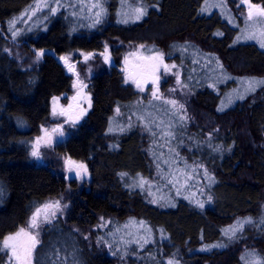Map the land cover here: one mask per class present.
<instances>
[{
    "label": "trees",
    "instance_id": "16d2710c",
    "mask_svg": "<svg viewBox=\"0 0 264 264\" xmlns=\"http://www.w3.org/2000/svg\"><path fill=\"white\" fill-rule=\"evenodd\" d=\"M40 1L38 23L20 26L15 38L26 50L52 54L23 69L5 51L19 28L9 21ZM81 2L0 0V242L46 198L78 188L75 180L28 158L34 135L48 120L50 98L70 85L57 57L97 52L105 44L119 54V42L134 41L144 44V54L166 52L181 69L190 103L209 119L184 120L158 100H137L118 65L93 76L92 109L58 148L85 162L91 181L76 191L67 216L45 227L33 264H121L119 256L133 264L141 255L142 264H167L173 257L179 264L264 261V48L243 37L235 2L228 11L218 0H104L107 14L95 27L94 12L81 11ZM141 6L147 15L135 20ZM191 167L208 174L199 182ZM141 177L143 190L133 187ZM249 217L253 223L236 238L222 232ZM217 244L225 246L200 251ZM0 264H8L4 251Z\"/></svg>",
    "mask_w": 264,
    "mask_h": 264
},
{
    "label": "rangeland",
    "instance_id": "374dc122",
    "mask_svg": "<svg viewBox=\"0 0 264 264\" xmlns=\"http://www.w3.org/2000/svg\"><path fill=\"white\" fill-rule=\"evenodd\" d=\"M218 1L223 2L222 4L226 8L225 10H228V11L231 9L230 2L234 1L235 8L237 9V15L240 16L243 21V28L241 30L242 35L245 34V36L243 35V37H247V39L248 37H252V38H249L248 40L250 41L256 40L259 44L264 42V16L253 15L251 18H249V15H248L249 5H242L241 4L242 0H218ZM249 1L252 4H258L264 7L262 2L260 1H254V0H249ZM41 4H42V1H40V4L36 3L32 8L27 9L24 12H22L20 15L14 17L16 19V24L14 25L13 28L19 26V28L17 29V31H19L20 26H22V28L26 30V29H31V26L33 27L35 24H37L39 21L38 19L42 17V15L40 16V14L43 11L39 10L40 6L42 7ZM239 7H242V8H239ZM31 16L33 18L32 23H30ZM106 45H107V53L108 55H110L108 56L109 57L108 62H105V59H104ZM117 45L120 48L119 54H115L112 50V47H110L108 44H105L104 47L97 52L72 50L70 52L60 54V56H67L68 57L67 62L69 63V65H72L74 67V71H69V70L67 71L71 78L70 85L67 91H64L57 95H53L50 98L48 120L43 125H41L39 133L34 135L30 150L28 152L29 160L34 162L36 165L48 166L51 168L52 171H54L57 174H61L67 180H71L68 178L69 176H71L72 180H75L76 183L78 184L77 190L82 189V187L84 188L89 187V184L91 181V175H90L89 169H88L87 176L83 177V179L76 178L75 169L71 173H69L65 165L67 155L64 152H61L58 148L71 135L77 133L79 125H81L85 121L86 117L88 116L89 112L92 109V92L90 89L91 79L93 78V76L99 74L100 72L110 71L111 68L113 67L111 65L112 63H114V65H118L123 68L126 61L129 60L134 64H140L143 67H147L150 69L152 79L149 81H147L146 79H143L142 83H139L140 87L137 86L136 79L131 78V76H129L127 73H125L122 70V82L123 84H126V85L129 84L132 86V88L138 94L137 100H140L142 97H147V100H152V99L158 100L159 102L167 104L172 111H176V113L179 115V118H182L184 120H187V118L194 119L197 115H199L200 117H204L205 122H207L209 119L208 117H205V114H203L202 112L200 113L199 110L193 107L192 104L190 103V93L182 83L181 69L179 66L176 65V63H174L173 61L167 58L166 52L164 50L160 49L156 51L155 53L147 55V54H144L143 52L144 46L141 47V45H144V44L135 43L134 41H127L125 43L119 42ZM5 51L23 69H31L32 67H34L35 65L41 62V58L38 61L36 59V52H37L36 50L24 49L21 46V40H18V38H15L13 36L10 38H7V44L5 47ZM88 53H92L93 55L89 57L87 60H85V56ZM159 55H163L162 64L157 59ZM164 64L169 66V69H170L169 71H166L164 69L163 67ZM157 65H159V67H157ZM157 77H159L158 80H157ZM177 77H179V83L177 81ZM77 83L80 85H84L86 87V90H85L83 99L81 100L79 105L76 107V109H74L73 111H68V109H70L72 106V96L76 93L77 89L79 88ZM245 83L248 84L249 82H247L246 80ZM74 84L76 85V87H73ZM171 89H175V91H171ZM154 92H156L157 96L160 97L159 99H157L153 95ZM54 97H57L59 99L54 101L53 100ZM89 99L91 101V106H89ZM172 100L177 101V103L173 105L167 102V101H172ZM181 105L183 107H181ZM53 107H55L56 112L58 113V115L56 116H53L52 114ZM82 109H87V111L73 125L71 120L74 119L76 116H78ZM62 111L64 112V115H59V113ZM120 114L121 112L117 111L116 109L115 115L119 116ZM127 120L131 121V117L128 116ZM56 123H58L63 128L62 131L53 132V129H56L55 127H53V125H55ZM61 132H62V135H61ZM38 137H42L43 139H41L40 141L41 155L39 158H36L31 155V152L33 149V144L36 142ZM49 139L51 140V143L45 146V142L48 141ZM166 140H168V142L170 143L169 136H167ZM170 149H174V148L170 147ZM71 160L76 161L77 163H83L86 165V163L81 160H77V159L74 160L72 158ZM193 167L190 168V171L194 172V175L198 177V180L200 182L202 179L201 176H206L208 174L207 170L205 168H200V167H196L193 169ZM190 174H192V172H190ZM77 190H71L69 188H66L64 192L60 193L59 195L53 196V197H48L42 203L48 200L60 199L62 204H67L68 207L63 210V214H59L56 218L58 219L61 217L64 219L67 216L68 211L72 208V205L74 204L73 199L75 197ZM153 198L154 196H152V199ZM33 211L29 214L24 225L18 227L14 232L9 233L7 235L16 233L21 227L26 228L28 221H29V217L32 215ZM47 226L49 225H45L40 230V236H39L40 240H41V234L45 230V227ZM74 227H75L74 229L80 235H82L84 239L88 237L87 233L84 230L79 229L76 226ZM109 247L110 246L108 245V248ZM251 247L253 246H250L251 251H257L254 247L253 248ZM118 249L119 248L117 246L115 250H118ZM4 252L8 258V264H10L9 257L11 255V251L7 250ZM123 258L124 256H119V259H120L119 263L127 264L123 260ZM142 261H143V256L141 255V256H136V258H134L131 262L133 264H142ZM255 261H259V259L253 258V262ZM217 262H218V259L214 261V264H218ZM11 264H16V262L13 260L11 261ZM32 264H33V259H32Z\"/></svg>",
    "mask_w": 264,
    "mask_h": 264
},
{
    "label": "snow or ice",
    "instance_id": "6c2138e0",
    "mask_svg": "<svg viewBox=\"0 0 264 264\" xmlns=\"http://www.w3.org/2000/svg\"><path fill=\"white\" fill-rule=\"evenodd\" d=\"M244 3H249V18H251L253 15H258V16H264V7L258 4H251L249 0H242ZM104 0H82L80 4L81 11H83L85 8L87 9L88 12L92 13L94 12V22L90 27H95L97 24H100L103 21L104 16L107 14L106 10L103 7ZM44 7H48L47 4L44 5ZM96 9H99V11H96ZM58 11V8H52L51 12L52 14H56ZM201 11H204V9H201ZM147 15V8L144 6L138 7L135 10V20H140L144 16ZM122 23H128V19H124L120 21ZM16 24V19L13 18L11 21H9V27L12 28ZM13 37H16L18 35V31H13L12 32ZM252 38V37H248ZM143 47V45H141ZM261 47L264 48V42L261 43ZM45 50L41 49L36 52V59L37 61L42 57L44 54ZM105 52H107V45L105 46ZM93 54L88 53L85 56V60H87L89 57H91ZM61 60L65 61L67 63L68 57L67 56H61ZM105 62H108L109 57L105 55L104 57ZM157 59L160 61V63H163V55H159ZM159 67V65H157ZM164 69L166 71H169V66L164 64L163 65ZM174 67V66H173ZM69 71H74V67L72 65H68ZM159 77H157V80ZM177 81L179 83V77H177ZM250 86L248 91L249 92H254L255 88L251 86V81L249 82ZM259 84H264V80L259 81ZM137 86L140 87L139 82H137ZM73 87H76L74 84ZM83 87V86H81ZM143 90V89H141ZM171 91H175V89H171ZM153 95L159 99L160 97L157 96L156 92L153 93ZM59 98L54 97L53 100H57ZM238 99H244V95H240ZM168 103H171L175 105L177 101L172 100V101H167ZM151 103V102H150ZM89 106H91V101L89 99ZM181 107H183L181 105ZM219 111H222L223 109H218ZM87 109H82L80 114L76 116L74 119L71 120L72 124L74 125L77 120L80 119L81 116L85 114ZM119 111V109H117ZM53 116L58 115L56 112L55 107H53ZM59 115H64V112H60ZM61 126H57L56 129H53V132H58L60 131ZM113 129L110 127L109 131H112ZM46 131V130H45ZM121 131H124L122 128ZM62 135V132H61ZM166 135H171V133H166ZM43 139L42 137H38L36 142L33 144V149L31 152V155L33 157L39 158L41 153H40V141ZM51 140L49 139L48 141L45 142V146L47 144H50ZM65 165L67 167V170L69 173H71L75 169V177L83 179V177L87 176L88 174V168L85 164L83 163H77L76 161L71 160V158L67 159L65 161ZM159 167V165H157ZM121 175H127L126 173H122ZM69 179H72L71 176L68 177ZM147 182L141 177L139 184L138 185H133L139 186L141 190L144 189V186ZM0 194H2V189H0ZM153 203H156L157 201L153 200ZM175 206V205H171ZM67 204H62L60 199H55V200H48L42 203L40 206L36 207L35 210L33 211L32 215L29 217V221L27 224V227H21L16 233L7 235L3 238L2 246H0V251H11V255L9 257V261L11 264V261H15L16 264H32V259H33V254L36 251L37 247L41 244V240L39 239L40 236V230L45 226L52 224L53 221L57 218L59 214H63V210L67 208ZM199 207L203 208L204 205L203 203H199ZM253 223L252 219L245 218L244 220H237L233 225L229 226L226 229H223L222 232L229 237V239H234L236 238V234L241 231L244 227L245 224H250ZM264 223V221H262ZM141 224L143 222L141 221ZM147 243V241H145ZM225 245L223 244H217V245H211V246H205L200 251H207L210 247H224ZM143 247V245H141ZM249 255L255 256L256 254L249 253ZM56 259L59 260V255L58 253L56 254ZM167 264H179V261L176 260L174 257L169 258L167 261ZM255 264H264V261H256Z\"/></svg>",
    "mask_w": 264,
    "mask_h": 264
},
{
    "label": "water",
    "instance_id": "95a60500",
    "mask_svg": "<svg viewBox=\"0 0 264 264\" xmlns=\"http://www.w3.org/2000/svg\"><path fill=\"white\" fill-rule=\"evenodd\" d=\"M241 4L242 5H249V3H244L242 1H241ZM45 53L52 54V52H50L48 50H45L44 54ZM105 53H106L107 56H109L107 52H105ZM60 57L61 56L57 57L58 62L61 63L65 67L66 71H68L69 70L68 69L69 63L68 62L66 63L65 61L61 60ZM145 70H147V71H145ZM123 71L125 73H127L129 76H131V78L136 79V83L137 82L142 83L143 79H146L147 81L152 79V75H151V72H150L149 68L143 67L140 64H134V63H132L129 60L126 61ZM81 86H83V87H81ZM85 90H86V87L84 85H79V88L77 89L76 93L72 96V105H73V107H77L79 105V103L83 99ZM67 159H69V157H67L66 160Z\"/></svg>",
    "mask_w": 264,
    "mask_h": 264
},
{
    "label": "flooded vegetation",
    "instance_id": "af4514ba",
    "mask_svg": "<svg viewBox=\"0 0 264 264\" xmlns=\"http://www.w3.org/2000/svg\"><path fill=\"white\" fill-rule=\"evenodd\" d=\"M106 55V53H104V56ZM112 66H114V63L111 64ZM119 68L120 71L124 70V67H120V66H117ZM77 85L79 86L80 84L77 83ZM74 109H76V107H73V105L71 106L70 109H68V111H73ZM59 123V122H58ZM58 123H56L55 125H53V127L57 128V126L59 125ZM60 126V125H59ZM63 128L61 127L60 128V131H62Z\"/></svg>",
    "mask_w": 264,
    "mask_h": 264
}]
</instances>
